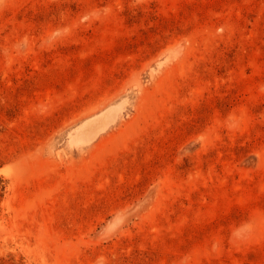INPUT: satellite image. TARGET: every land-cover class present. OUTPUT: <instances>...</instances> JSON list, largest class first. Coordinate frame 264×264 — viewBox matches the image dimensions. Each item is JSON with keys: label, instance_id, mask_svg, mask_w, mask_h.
Instances as JSON below:
<instances>
[{"label": "rangeland", "instance_id": "1", "mask_svg": "<svg viewBox=\"0 0 264 264\" xmlns=\"http://www.w3.org/2000/svg\"><path fill=\"white\" fill-rule=\"evenodd\" d=\"M0 264H264V0H0Z\"/></svg>", "mask_w": 264, "mask_h": 264}]
</instances>
